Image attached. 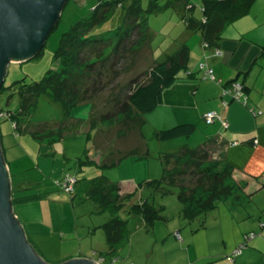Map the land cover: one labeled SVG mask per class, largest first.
I'll list each match as a JSON object with an SVG mask.
<instances>
[{"label":"trees","instance_id":"obj_1","mask_svg":"<svg viewBox=\"0 0 264 264\" xmlns=\"http://www.w3.org/2000/svg\"><path fill=\"white\" fill-rule=\"evenodd\" d=\"M70 1H67L65 7ZM77 1H79V5L73 6L70 13L89 6H83L88 3V0ZM143 1L95 0L92 3L91 11L82 12L76 20L69 15L64 18L65 11H62L60 19L39 51L41 52L45 48L54 32H59L62 26L65 28L68 25L65 30L59 32V44L55 50L58 66L49 70L47 76L41 81L34 84L20 83L18 92L23 99L21 108L17 111L0 109V118L11 119L15 129L19 126L29 128L21 126L19 119L30 111L29 108L36 97L43 92L48 93L55 100L61 102L68 120L64 123L59 122V128H47L48 132L46 133H42V131L40 133L38 129L33 130L30 127L36 138L47 136L49 143L62 142L61 140L66 139L64 134L68 135L66 128L86 126L81 130L87 132L89 139L93 140L96 137L95 145L99 152L103 149L109 150V152L114 151L113 141L110 139L112 135L115 141L116 138L125 140L131 133L139 135V129L135 130V128L142 127L146 123L142 114L155 111L162 105L165 90L180 78L182 72L189 75L194 74L193 68L189 66L190 47L187 42H183L174 52L164 51L162 56H166L165 60L153 59L156 52L150 46L151 33L149 26L145 24L147 12L155 14L167 9L176 11V8L181 6L184 10V15L181 16L183 23L188 29L201 36L202 47L213 50L215 55H221L223 51L219 43L224 29L228 24L242 17L252 2V0H202L198 6L199 15L196 16L192 14L196 4L191 0H166L165 5L161 4V0H149V6L152 5L150 9L144 7ZM120 6L124 9L122 12L119 9ZM119 11V26L114 28L113 24L109 25L108 27L113 29H108L103 34L95 32V28H100L108 23ZM135 33L138 34L136 37ZM121 48L125 52L127 50L143 52L146 49L150 51V54L141 55L139 61H142V66L132 60L130 66L121 68L124 71L121 73V69L116 70L115 68L116 61L118 60L116 65L118 66L123 60L124 54L121 52ZM262 56H264V45H262L259 58ZM209 57L210 55L204 52L197 62V68L202 71L204 77L218 81L215 69L209 63ZM133 66L135 67L133 68ZM105 77H107L106 81ZM3 87L4 85L0 91ZM114 87L116 90L111 89ZM248 90L249 88L243 80L233 79L222 87L221 102L225 106H228L232 101L248 104ZM107 93L111 95L115 93L114 104H112L111 111L103 113L101 110L104 105L98 103ZM81 106L89 107V111L87 108L88 116L85 118V121L90 124L89 127L87 123L83 124L78 118L72 116V110ZM209 112L216 114L213 121L208 120ZM203 118L206 125L219 120L223 125V130L219 134L223 135L226 132L228 126L225 122L227 120H224L220 113L209 110L203 114ZM53 125L57 126L58 122H54ZM204 127L205 124L203 127H199L194 122H178L162 130H157L156 136L162 140L182 136L189 137L194 133L203 132ZM42 128H45V125L40 127V130H43ZM88 128L90 132H93L92 135ZM69 133L75 135V131ZM220 135L215 138L207 136L195 147L186 143L183 149L177 153H161L159 157L164 164L162 176L144 179L135 185L112 181L104 173L89 179L85 174L80 175L77 172L80 176L78 177L76 173L66 171L63 179L58 180V183L73 197L82 194L81 187L90 184L89 182L92 180L91 186L86 191V198L94 202L93 213L98 218L101 217L100 219L103 221L96 226V229L101 226L105 230V238L103 237L102 241L101 239L96 240L94 237L96 232L88 235L89 243L93 245V248L89 255H85V258L97 261L99 264H129L126 259L130 253H133L132 256H143L144 254L146 259L158 262L164 245L170 242V245L175 243L176 246L168 247V249L180 248L181 243L184 242L180 230L174 234L168 233L172 238H169L168 235L165 236L166 242H162L161 239L156 240L158 231L156 222L165 217L164 206L159 207L157 197L172 192L174 187L179 188L178 197L183 205L182 217L188 222L199 219V226L200 224L204 225L205 217L216 209L218 202L227 199L234 202L243 201V197L248 195L247 183L234 178V167L227 162V159H224V156L222 157L229 142L224 141V136ZM121 143L120 145H123ZM101 144L104 146L102 147ZM147 146L145 143V149ZM144 153L142 157L150 156L148 148ZM84 157L85 155H83ZM85 159L77 158L74 164L82 167L83 163H92L95 160L91 156ZM121 160L120 156L117 161L110 159L100 161L98 155L100 166H111L116 162L119 164ZM48 193H44L46 198L50 196H47ZM248 197L251 198L250 195ZM53 201L56 203V199L51 198V205H53ZM122 212H125V215H122ZM127 214L131 218H137V229L146 228L148 236L140 234L141 230L130 226V218L127 217ZM261 227L264 228V220L261 222ZM151 230L155 234L153 238L149 236ZM254 232L251 231L243 235L246 242L251 235V238H255L259 233ZM146 237H149V243L146 245L141 242L137 243L138 238L140 240L143 238L146 243ZM133 243L134 249H131ZM153 246L155 247L154 253L152 252ZM125 253L126 256H124ZM149 254L150 258L147 257ZM172 256L174 255L167 257L166 260L176 259ZM236 256L237 254L230 255L229 260L234 261ZM226 257L228 258V255Z\"/></svg>","mask_w":264,"mask_h":264},{"label":"rangeland","instance_id":"obj_2","mask_svg":"<svg viewBox=\"0 0 264 264\" xmlns=\"http://www.w3.org/2000/svg\"><path fill=\"white\" fill-rule=\"evenodd\" d=\"M165 1L166 0H161L162 3H160L162 5H165ZM191 1L196 4L195 12H198V6L201 4L202 0ZM94 2L95 0H88V3L83 5H89L88 7L83 8L79 11L74 10L73 13H70L76 4L79 5V1L71 0L63 10L65 11L64 18L69 15L71 18L74 17V20H76L82 12H90L93 5L92 3ZM149 3V0L143 1L144 7L146 9L152 8V5L149 6ZM119 9L121 10V12L124 10L121 6L119 7ZM119 13L120 11L116 13L115 17L112 18V20H110L102 27L95 28V32L103 34L108 29H113L111 27L109 28V25L113 24L114 28L119 26ZM147 13L148 16L145 24L149 26V32L151 33L150 46L156 52V54H154L153 56L154 60H165L166 56H162L164 51H166L167 53L174 52L185 41H187L191 45L190 37L194 35L191 34V30L188 29L183 23L181 14L178 11L167 9L161 13L154 14L150 13V11ZM246 15H258V18L261 20L262 25L259 27H255V31L251 32L250 35L254 39L259 38L261 40H264V0H252L248 11L245 12L243 16ZM253 19L255 21L256 17H254ZM234 22L239 24V21ZM67 26L65 28L62 26L59 32L65 30ZM59 32H54V34L50 36V39L45 48L41 52L36 53L33 57L23 61L9 62L6 68V74L3 84L4 87L0 91L1 110H19L22 106L23 100L18 92L20 83L25 82L27 84H34L38 81H41L42 79H44V77L47 76L49 70L55 69L58 66V59L55 57V50L59 44ZM137 35L138 34L135 33L134 36L136 37ZM195 35L196 37L193 38H196V42H199L201 40V36L197 33H195ZM145 50H143V52H133L130 50H127L125 52L123 48H121V52H123L124 56L120 65L116 66L118 60L116 61V70H120L122 67L126 68V66H130L132 60H135L140 66H142V61H139L141 59V55H146V53L147 55L150 54L149 50ZM134 67L135 66H133V68ZM123 72L124 71L121 69V73ZM113 75L115 78L114 73ZM106 79L107 77H105V81ZM111 89L116 90L115 87ZM114 94L111 95L110 93H107L106 95H103L101 98L102 100L99 101V105L100 103L101 105H104V107H102L103 110H101L103 111V113H107L111 111V109H113L112 104H114ZM63 108L64 107L61 102L55 100L48 93L43 92L40 96L36 97V99L32 101L31 107L29 108L30 111L26 112L25 115H23V117L19 119V121H21V126L24 125V127L29 128L26 129L19 126L15 129L11 119L0 118V140L3 153L5 149L7 151V161H11V159L13 158L14 162L17 163L13 164L12 166L8 165L11 182L14 181L17 184L22 181L25 176H33L35 173L40 172L38 171L37 161H39V163L41 164V169L42 167H44L42 162L44 159L48 158V156L44 155L43 152L48 151L47 144L53 143L47 142V136L39 139L36 138L33 135L31 128L33 130L38 129L40 133L41 131L42 133L48 132L47 128H59V122L64 123L68 120V117L65 116ZM82 108L83 107L74 108L72 110V116L78 118V120L82 121L83 124L87 123V126L89 127V122L85 121V118H87L88 116L89 107L83 109ZM161 117V111L155 110L146 112L142 114V118L146 120V123H144L142 127L135 128V130L139 129V135L131 133L127 138H125V140H119L118 138H116V141L114 140V137L112 135L110 139L111 141H113V146L115 148L114 151L109 152V150L103 149L102 151L98 152L101 154H98L100 157V161L102 159L117 161L121 156L122 160L120 161V163L117 164L116 162L111 166H100L98 158H95L94 162L92 163H83L82 167H80V165L76 166L74 163L77 161V158L81 157L83 160H86L85 158H88V156L92 157L93 153H97L94 151H96L98 148L93 140L89 139V136L86 134L87 132L81 130L86 126L66 128V131H68V135L64 134L66 139L61 140L62 142H59L60 148H57V151L53 153L54 156L56 155L58 161V165L56 167L58 168L59 173H57V177L59 176V180L63 179L66 171H71L74 173L78 172L80 175L87 174L91 177L94 175L98 176V174H96V170L91 169L96 168L97 170L101 171V174H106L110 180L122 181L127 185L134 184L136 180L140 182L148 178H160L164 171L163 161L159 157L161 153H177L183 149V146L186 143H189L190 145L195 147L205 139V134H203L202 131H200V133H194L189 137L182 136L173 139H159L156 136V131L164 129L162 127H164L167 121V119H161ZM54 122H58V125L54 126ZM43 125H45V128H42L43 130H40V127H42ZM95 128L97 129V126ZM71 131H75V135L69 133ZM90 134L92 135L93 132H90ZM140 134H143V137H141ZM138 142H141L143 145ZM120 143L123 145H120ZM145 143L148 145L146 149L148 148V151L150 152L149 157H142V155L145 154L144 151L146 150ZM101 146L103 147L104 144H101ZM83 155H85L84 158ZM95 157H97V155H95ZM51 158L53 157L51 156ZM57 177L55 175V181L52 178H48L49 189L55 191L54 194L50 196V198H55L56 203L53 202V205H50L51 200H45L43 201V206L41 205V220L45 221L46 223H51L52 215H54L57 219L52 223L55 228L52 229L51 235L49 232L51 238H49V236L46 237L43 235L37 238H28V241L35 247L41 257L52 264H58L66 259H69L68 257L70 254L80 255L79 253H81V249L78 250L76 248H73L78 247L82 241H84L83 248L86 249V251L89 253L91 249L90 244L88 243L89 237L85 236V238L83 239H81V237L76 238L75 236L70 235L68 231H71V229L74 230L75 225H77L78 231L85 234V231H87L89 227L97 226L100 223L99 219L95 217V213H93L94 202L91 199L86 198V191H88L89 187L91 186L92 180L89 182V186L83 185L81 187L80 192L82 194L78 195L77 197L76 195L73 197L72 194L67 192L62 187V185L58 183ZM44 178L47 177L44 175ZM178 193L179 188L174 187L172 192L157 197L159 207H161V205L164 206L163 214L165 217L159 219L156 222V227L158 229L157 237L159 240L161 239L162 242H166L164 238L168 233L170 234L172 232L174 234L177 230H181V232L188 230L190 231L192 229L195 230L197 229V227H199V219H195V221L193 222H188L182 217L181 214L183 205L178 197ZM257 198L259 202L264 204V191H260ZM257 198L255 200V204L253 205L255 208ZM262 209H264V205ZM213 213L214 211L209 212L211 216ZM122 215H125V212H122ZM127 217L130 218V226H134V229H137V218H131L129 214H127ZM39 227L40 228L36 227V230L40 232L45 229L43 223H40ZM137 230H141L140 234L148 233L147 229L144 227H142V229L138 228ZM149 236H152L151 238L155 236L152 230L150 231ZM94 237H96V240L101 239L102 241V238H105L104 228L99 226L96 233L94 234ZM186 243L188 244L187 240ZM174 246H176L175 243H173L169 247ZM124 256H126V253L124 254ZM149 261V259H146L144 257V254L143 256H129L126 259V262L129 264H151Z\"/></svg>","mask_w":264,"mask_h":264},{"label":"crops","instance_id":"obj_3","mask_svg":"<svg viewBox=\"0 0 264 264\" xmlns=\"http://www.w3.org/2000/svg\"><path fill=\"white\" fill-rule=\"evenodd\" d=\"M176 11L181 16L184 15L181 6L177 7ZM192 14L197 16L199 12L194 11ZM185 16L191 17L190 15ZM254 17H256L255 21ZM236 21H239V24L235 22L228 24L222 33V39L219 43L223 51L221 55L213 54V50L204 49L201 40L196 42V38H193L196 37V32L190 31L194 35L190 37L191 45L187 41L185 42L190 47L189 66L193 68L194 74L189 75L182 72L180 78L165 90L163 103L156 110L162 112L161 119H167L162 128L188 121L203 127V123H206L203 118L205 112L214 110L220 113L223 119L228 122L226 132L223 135L219 134L223 130V125L219 120H216L214 123L205 124L202 129L203 134L205 137L211 138L218 137V135L224 136V141L229 142L222 157L224 156V159H227V162L234 167V178L247 183L248 195L251 198L247 195L240 202H234L230 199L218 202L216 209L212 210L214 211L212 216L208 213L205 217L204 225L200 224L195 230L191 228L190 231L181 232L184 242L181 243L180 248L168 249L169 242L163 246L164 249L159 254V261L150 260L151 264H264V228L261 227V222L264 220V209H262L264 204L259 202L257 198L258 193L264 191V56L259 58L264 40L254 39L250 35L251 32L255 31V27L262 25V22L258 15L242 16ZM204 52L210 55L209 63L215 69L216 77L220 82L204 77L202 71L198 70L197 62ZM211 54L213 55L211 56ZM233 79L243 80L248 86V104L241 101H232L228 106L222 104V87ZM81 107L86 108L85 106ZM95 141L96 137L93 139L94 143H96ZM47 146L48 151L43 152V154L48 158L43 160L44 167L42 169L41 164L37 161L40 172L33 176H25L17 184L14 181L11 182L14 213L23 224L29 239L41 235L51 238L52 229L55 228L52 223L57 220L54 215L51 217V223L41 220V205L43 206V201L51 200L50 196L55 192L50 191L48 178L54 180L55 175L57 177V173H59L56 167L58 161L56 155L53 154L57 148H60L59 141L47 144ZM94 152L97 153H93L92 158H98L99 151ZM4 156L9 166L17 164L13 158L11 161H7L5 149ZM92 169L96 170V174L101 175V171L96 168ZM43 174L47 178H44ZM76 175L80 177L78 173ZM87 176L89 179L95 177V175ZM58 180L59 176L57 177ZM137 182L136 180L131 185H135ZM45 192H49L47 196H50L46 198ZM256 198L255 208L253 205ZM100 218L97 217L102 223ZM40 223H43L45 227L42 232L36 230V227L40 228ZM74 228V230L68 231L69 234L76 238L81 237V239L85 236L89 237L88 235L97 231L96 226L89 227L85 234L78 231L77 225ZM251 231H258L259 233L255 238H249L246 242L243 235ZM146 236L148 235L146 234ZM168 237L172 238L169 235ZM157 239L158 237H156ZM136 241L146 245L149 243V237H146V243L143 238L141 240L138 238ZM83 244L84 241L78 247L73 248L81 249L80 255L70 254L68 258L89 255L91 249L88 253L83 248ZM92 246L90 244L91 248ZM240 246L241 250H239ZM131 249H134V243ZM152 252H155L154 246ZM228 254H237V256L231 262L226 257ZM132 255L133 253H130V256ZM171 255H174L172 257H176V259L166 260ZM150 256V254L147 255L148 258Z\"/></svg>","mask_w":264,"mask_h":264},{"label":"water","instance_id":"obj_4","mask_svg":"<svg viewBox=\"0 0 264 264\" xmlns=\"http://www.w3.org/2000/svg\"><path fill=\"white\" fill-rule=\"evenodd\" d=\"M67 1L0 0V88L9 62L27 60L43 48ZM11 189L0 140V264H52L28 241L24 226L14 213ZM58 264L99 263L72 257Z\"/></svg>","mask_w":264,"mask_h":264},{"label":"built area","instance_id":"obj_5","mask_svg":"<svg viewBox=\"0 0 264 264\" xmlns=\"http://www.w3.org/2000/svg\"><path fill=\"white\" fill-rule=\"evenodd\" d=\"M207 115H208V120H209V121H213L214 116H215L216 114H215V112H209ZM225 124L228 126V123H227V122H225ZM251 237H252V235H251ZM251 237H250V238H251Z\"/></svg>","mask_w":264,"mask_h":264},{"label":"bare ground","instance_id":"obj_6","mask_svg":"<svg viewBox=\"0 0 264 264\" xmlns=\"http://www.w3.org/2000/svg\"><path fill=\"white\" fill-rule=\"evenodd\" d=\"M225 106V105H224ZM229 256H230V254H228V258L227 259H229Z\"/></svg>","mask_w":264,"mask_h":264}]
</instances>
